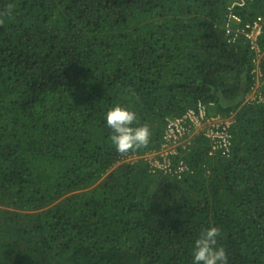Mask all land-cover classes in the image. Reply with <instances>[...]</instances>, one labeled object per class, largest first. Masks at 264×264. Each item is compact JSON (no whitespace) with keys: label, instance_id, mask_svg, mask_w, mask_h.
Masks as SVG:
<instances>
[{"label":"trees","instance_id":"16d2710c","mask_svg":"<svg viewBox=\"0 0 264 264\" xmlns=\"http://www.w3.org/2000/svg\"><path fill=\"white\" fill-rule=\"evenodd\" d=\"M230 2L0 0V264H192L209 225L228 264H264V27L228 41ZM114 103L150 124L146 147L115 151ZM198 103L232 119L228 144L144 158Z\"/></svg>","mask_w":264,"mask_h":264},{"label":"built area","instance_id":"2783aa9c","mask_svg":"<svg viewBox=\"0 0 264 264\" xmlns=\"http://www.w3.org/2000/svg\"><path fill=\"white\" fill-rule=\"evenodd\" d=\"M247 0H231L226 8L224 32L228 41L232 42L235 38H245L251 47L256 46L258 37L264 27V16L258 17L251 23L243 24L242 17L236 10L246 6ZM239 24H242L240 28ZM257 82L252 91L247 95L246 101H259V85ZM212 104L198 103L195 108L188 109L181 117L170 118L167 121L164 142L161 151L145 154L144 158L162 157L163 167H167L168 155L176 154L177 149L190 144V141L196 136H203L211 143V150L225 147L229 138L227 128L232 123V119H221L217 115H211ZM180 164L178 169H182Z\"/></svg>","mask_w":264,"mask_h":264},{"label":"clouds","instance_id":"9594fccd","mask_svg":"<svg viewBox=\"0 0 264 264\" xmlns=\"http://www.w3.org/2000/svg\"><path fill=\"white\" fill-rule=\"evenodd\" d=\"M5 15L13 14L9 5ZM104 123L110 129L109 142L118 153L146 147L151 140L152 130L147 122H140L137 111L131 106L114 103L103 113ZM220 229L209 225L201 228L191 249L192 264H228L227 253L219 243Z\"/></svg>","mask_w":264,"mask_h":264}]
</instances>
